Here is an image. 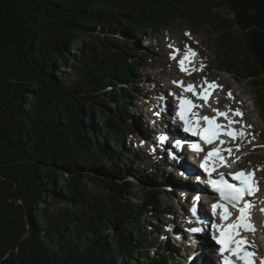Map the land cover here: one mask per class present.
Returning a JSON list of instances; mask_svg holds the SVG:
<instances>
[{
	"label": "trees",
	"instance_id": "obj_1",
	"mask_svg": "<svg viewBox=\"0 0 264 264\" xmlns=\"http://www.w3.org/2000/svg\"><path fill=\"white\" fill-rule=\"evenodd\" d=\"M176 21L216 33L264 122V0H0V264L176 260L151 254L160 177L126 142L146 58L128 41Z\"/></svg>",
	"mask_w": 264,
	"mask_h": 264
},
{
	"label": "rangeland",
	"instance_id": "obj_2",
	"mask_svg": "<svg viewBox=\"0 0 264 264\" xmlns=\"http://www.w3.org/2000/svg\"><path fill=\"white\" fill-rule=\"evenodd\" d=\"M214 12H217L222 17H229L228 10L224 7L217 8ZM133 45L141 47L143 49L142 53L146 58L140 61L143 67L138 79L140 82V90L143 93H139L135 99L130 100V110L128 111L130 119L127 118L129 119L127 123L130 129L134 124L135 126L137 125V122L132 123V121H138L139 117H144V120H147H145L147 122L146 125L156 123V127L158 126L157 121L159 123L161 121L160 118H155L152 115L149 116L152 113L149 109L154 108L157 105L158 99L162 100L165 97L164 94H166V100L170 101L166 105L173 107L174 101L169 99V95L174 93L175 87H169V85H176V82L185 79L187 83L195 82L202 89L204 87H210L213 90L212 102L214 106L208 107L209 110L212 111L216 106L218 109L230 108L240 111L242 120L247 127H250L246 137L243 138L242 142L240 141L238 143L240 150L236 154H238L237 159L239 160L238 167L246 169L253 168L257 171L258 183L261 188L258 207H262L264 205V122L261 120L259 110L254 103L256 99V88L249 80L243 79L238 75L237 66L230 64V68H228L223 62V50L219 46L220 43L216 33L212 32L209 27L193 29L187 23L176 21L167 30L161 32L148 31L146 36H142L139 41L135 38L130 39L128 46ZM173 48L181 49L182 52L188 53L190 56L191 59L186 62V64L190 63L188 67L189 71L185 73L187 75L179 73L175 64L176 61L171 57V49ZM136 55L140 57L141 53H137ZM192 59L193 61H191ZM225 61L228 62L227 59ZM157 74H159L158 78ZM202 84L204 85L202 86ZM158 94H161L162 98H158ZM140 124L141 126L143 125L142 122ZM144 127L143 125L142 128ZM147 130L149 129L147 128ZM126 142L132 145V150L130 149L129 151L131 155L137 149L139 150V148L148 153V150L136 145L132 133L127 135ZM138 143L141 142L138 140ZM145 144L147 143L142 144V146ZM146 152L147 160L151 161V156ZM162 156L167 161H171L169 157ZM154 160L152 159V162L156 161ZM151 164L153 165V169L149 168L147 173H154L155 170H161L162 173H159L161 174L162 182L169 180L168 183L173 187L175 186V178L168 174V172L163 174V171L166 169L159 164ZM131 174V180H137V177L142 175L137 171L135 173L131 172ZM138 186L135 187L136 196L134 201L136 202H139L143 193L142 191L145 189L143 187L139 189ZM172 195L174 198L166 195L161 196L164 207L162 208V213L157 218L156 224L159 230L162 229L165 232L162 237L168 239L166 243L178 246L180 253L182 252V247L186 249V246H184L187 242L184 238L186 229H183V223L177 222V219L174 221V218L175 215H180L181 213H185V211L182 208V202L177 199V195L175 193ZM183 219L186 225L188 218L185 216ZM252 219L256 228L246 233L247 242L264 258V236L262 235L264 224L260 213H256ZM171 229L182 230L183 232L182 236L178 233V237H174L173 240L176 239V244H174L172 238L171 240L169 239ZM172 234L176 235V232H172ZM179 241H182V243H179ZM207 244L211 245V243ZM175 255L181 258V255L177 251ZM142 262V260L138 259L139 264H142ZM209 263L218 264L217 261L211 259H209Z\"/></svg>",
	"mask_w": 264,
	"mask_h": 264
},
{
	"label": "bare ground",
	"instance_id": "obj_3",
	"mask_svg": "<svg viewBox=\"0 0 264 264\" xmlns=\"http://www.w3.org/2000/svg\"><path fill=\"white\" fill-rule=\"evenodd\" d=\"M189 65H190V63H187V64L185 63L184 64L185 73L188 72ZM158 77H159V74H157V78ZM203 85L204 84H202V86ZM169 87H177V86L176 85H169ZM196 91L197 90H195V92ZM202 91L205 92V93H211V95L209 96L208 100L205 103H207L209 105V107L210 106H213V104L211 103L213 90L211 88H209V87H206ZM195 109H196V113H198L199 115H203L202 107L201 108L196 107ZM206 111H211V110H209V108L207 107L206 108ZM214 111H215V108L213 109V112ZM135 122H137V126H139V128L141 130H143V131L137 132V134L134 135V141H135L136 145L139 146V147H141V148H143V149H145V150H148V154H149V156H151V161H150L151 163H153L155 165L156 164H159L164 169H166L165 171H163V174H165V173L168 172V174H170L171 176H173L175 178V181H176L175 186L173 187L170 183H169V185L172 188V190L177 194L178 200L182 202V207L185 208L186 207L185 202H186V200H189L193 196V192L192 191L194 189H196V186H192V184L190 183V180L189 179H184V176L182 174V167H180L177 164V162L173 163L174 158L171 155L169 156L166 151H159L156 147H154L155 144L157 143V141L159 140L157 133H160V132L157 131L156 126H155V128L154 127H151V129H150L149 126L146 125V122H145L144 118H140V117H139L138 121L135 120ZM141 122L145 126L144 128H142L143 125L141 126V124H140ZM169 127H173V126L170 125ZM135 128H136V126H135ZM147 128L149 130H147ZM135 131H137V130H135ZM137 139L141 143H138V140ZM144 143H147V144H145L144 146H142V144H144ZM162 155H164L166 158L169 157L171 161L170 162L167 161L166 159L163 158ZM152 159H155L156 161L154 160L155 162H152ZM190 159L192 160V158H190ZM235 159H236L235 162H233V161L232 162H229V166L230 167L231 166H234L235 164L236 165H239L238 159L237 158H235ZM188 160H189V158H187V161ZM195 169L197 171L198 167L195 166ZM197 190L201 191L200 189H197ZM207 191L208 190L206 189V192ZM204 197H206V196H204ZM260 209L261 210L264 209V205H262V207ZM260 209L258 207L257 208H254V210H258V211H261ZM260 215H261V218H262V221H263V224H264V212L261 211V214ZM183 217H185V214L184 213H182L180 215H175L174 221L177 219V222L179 221V223H183V226L182 227L185 228L186 225H187V223L185 225ZM248 218L251 221L250 215H248ZM172 232H176V235L175 234H172ZM178 233H180V236H182V233L183 232H182V230L171 229L169 236L173 240L174 237H178L177 236ZM262 235L264 236V231H263ZM207 243H211V245H209ZM214 247L215 246L210 241H208V242L207 241H204L202 243H200V241H198V243H197L196 246L193 245V246L187 248L188 249L187 250L188 253H190V252L191 253H190V255H188L187 261H185L184 264H196V262H197V264H201V263L207 264V261L206 260L208 259V257H210L209 256V252L210 253H213ZM177 252L179 253L178 250H177Z\"/></svg>",
	"mask_w": 264,
	"mask_h": 264
},
{
	"label": "snow or ice",
	"instance_id": "obj_4",
	"mask_svg": "<svg viewBox=\"0 0 264 264\" xmlns=\"http://www.w3.org/2000/svg\"><path fill=\"white\" fill-rule=\"evenodd\" d=\"M180 63H181V70L183 71V70H184V69H183V63H184V61H181ZM187 90H191V85L189 86V88H188ZM201 98H202V99H206V96H202ZM182 103H183V102H182ZM236 114H237V115H241L239 112H237ZM177 115L181 116V119L184 118V117H183V113H181V112H178ZM220 115H224V114H223V113H220ZM205 119L207 120L208 118L205 117ZM209 123H211V121H209ZM185 125H186L185 128H184V131H185V132H192L193 135L196 134V133H195L194 131H192V129L188 126V121H185ZM230 135H234V134L230 133ZM161 139L163 140L164 138L162 137ZM201 139L205 140V142H207V143H211V137H209V136H204V135H202V136H201ZM177 143L179 144V142H177ZM192 148H193V150H195V151H199V150H200V149L198 148L197 145H192ZM212 155H213V153H209V156H212ZM201 167H202V168H205V165H204V164H201ZM207 170H208V169L205 168V171H207ZM240 176H243V174L241 173ZM236 178H239V177H234V179H236ZM241 182H242V184L245 183L244 180H242ZM212 183H213V185H214V187H215V182H212ZM246 187H247V186L245 185V187L235 188L234 186L229 185V186H228L229 191H228V193H227V199H229L230 201H233V202L236 201V200H239L240 197H241V194L245 192ZM215 190H216V191H219V192L221 193V196H222V197L225 196V192H224L223 189L216 188ZM249 191H250V189H249ZM216 207H218V205H213V209H214V210H215ZM246 207H247V206H246ZM261 211L264 212V209H262ZM192 212H193V214H195V212H196L195 207H193ZM222 218H225V217H222ZM244 218H245V210H244V209H241V217H240V220L243 222V221H244ZM242 226L245 227V228H249V227H250V225H248V224H242ZM233 227H235V226H233ZM190 231H192V232H198V231H200V229L193 228V229H190ZM217 242L220 243V244H223V243H224L223 240H218ZM237 243H238V242H237ZM242 251H243V250L240 249L239 247H238L237 249H235V252H236V254H238V255H239ZM250 255H251L250 253L243 252V255L241 256V259H244V260H245V264H251V262L247 259V257L250 256ZM226 264H227V262H226Z\"/></svg>",
	"mask_w": 264,
	"mask_h": 264
}]
</instances>
